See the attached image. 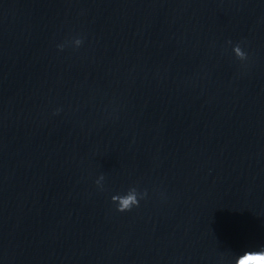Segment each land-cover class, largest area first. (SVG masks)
Returning a JSON list of instances; mask_svg holds the SVG:
<instances>
[{"label": "clouds", "instance_id": "obj_1", "mask_svg": "<svg viewBox=\"0 0 264 264\" xmlns=\"http://www.w3.org/2000/svg\"><path fill=\"white\" fill-rule=\"evenodd\" d=\"M81 41L77 39L75 44L79 46ZM237 56L241 59H245L246 54L241 50L240 46L237 45L234 48ZM103 177H101V180ZM97 184H100V181L97 180ZM112 201L118 203L117 210L120 212L128 211L133 206L138 205V199L135 189H131L126 195H114L112 196ZM234 264H264V247L260 250H246L243 254L239 255L238 258L235 259Z\"/></svg>", "mask_w": 264, "mask_h": 264}]
</instances>
